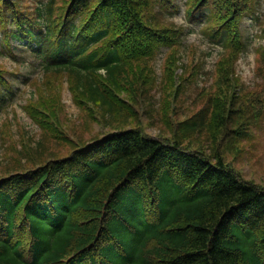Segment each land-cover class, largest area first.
Segmentation results:
<instances>
[{"label": "trees", "instance_id": "1", "mask_svg": "<svg viewBox=\"0 0 264 264\" xmlns=\"http://www.w3.org/2000/svg\"><path fill=\"white\" fill-rule=\"evenodd\" d=\"M156 1L173 12L169 0H69L56 17L55 0H39L34 14L19 0H1L0 22L8 45L19 40L46 69L76 75V90L112 112L98 71L119 86L129 59L185 35L150 19ZM188 2L189 20L205 16V32L226 43L227 55L244 51L242 20L258 0ZM0 81L4 94L1 70ZM211 109L181 121L173 138L137 127L109 131L67 156L0 176V264H264V186L220 151L185 143Z\"/></svg>", "mask_w": 264, "mask_h": 264}, {"label": "rangeland", "instance_id": "2", "mask_svg": "<svg viewBox=\"0 0 264 264\" xmlns=\"http://www.w3.org/2000/svg\"><path fill=\"white\" fill-rule=\"evenodd\" d=\"M19 1L31 14L39 4ZM55 1L60 17L69 0ZM185 1L169 0L172 13L163 11L158 1L149 8L158 26L183 29L177 45H161L150 57L129 59L119 86L104 77L105 70L95 75L114 103L112 112L76 90V75L46 69L42 55L19 40L11 38L8 45L0 22V70L8 88L4 94L0 89V176L67 156L109 131L137 127L173 138L181 121L210 105L209 122L186 145L207 153L220 151L229 167L264 186V0L256 5L258 22L244 16L247 46L235 56L227 55L222 42H211L205 16L200 20L197 15L191 23ZM215 103L220 109L216 112ZM217 111L219 119L213 117Z\"/></svg>", "mask_w": 264, "mask_h": 264}]
</instances>
